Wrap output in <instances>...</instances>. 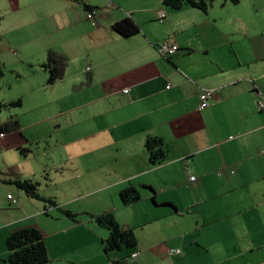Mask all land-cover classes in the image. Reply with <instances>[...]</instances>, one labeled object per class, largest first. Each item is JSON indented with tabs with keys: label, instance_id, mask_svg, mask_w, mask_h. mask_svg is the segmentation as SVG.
Listing matches in <instances>:
<instances>
[{
	"label": "crops",
	"instance_id": "0c3cea01",
	"mask_svg": "<svg viewBox=\"0 0 264 264\" xmlns=\"http://www.w3.org/2000/svg\"><path fill=\"white\" fill-rule=\"evenodd\" d=\"M4 3L11 5L10 23L23 25L31 10L18 11L22 7L17 0ZM113 3L122 12L108 21L97 6L89 10L94 19L88 18L87 10L93 26L94 21L101 23L97 35L112 30L122 36L112 25L125 17L134 19L140 32L122 36L129 38L127 42H103L107 59L102 62L87 54L91 64L73 75V82L80 78L81 85L56 100H85L78 105L88 107L87 117L71 129L79 141L91 138L93 157L88 164L108 170L99 190L110 189L113 202L108 205L104 195L97 201L99 212L68 209L77 217L60 212L68 220L55 227L37 223L49 252L47 264H224L220 257L236 264L241 259H246L245 264H264V107H259L264 101V31H256L249 38L251 44L233 47L239 41V36L237 40L229 36L235 26L220 32L221 26L203 24L202 12L206 14L213 4L207 11L185 6L182 9L190 8L176 13L162 0H133L124 8ZM35 5L30 2L29 7ZM79 7H64L59 16L62 46L57 50L68 56L70 64L89 49L75 18ZM17 11L18 17L13 14ZM222 36L224 45L233 48L222 44ZM195 38L207 39L211 45L195 46ZM164 42L176 43L180 49L163 57L158 48ZM203 89L215 92L210 106L200 110ZM19 121L20 130L1 134L2 141L24 129ZM61 124L53 129L57 138L67 127ZM51 133L45 132V137ZM150 136L167 146L168 157L161 164L150 161L146 148ZM129 186L138 188L141 198L126 205L120 192ZM8 200L11 207H19V201ZM25 205L30 210L28 199ZM55 208L44 202L35 213L47 215ZM19 210L27 213L23 207ZM107 212L120 226L134 231L136 246L105 253L103 241L110 231L94 216ZM6 226L8 222L0 225L5 240L18 229ZM175 249L180 252H172ZM134 253L138 256L132 257ZM8 256L6 244L0 243V264H10Z\"/></svg>",
	"mask_w": 264,
	"mask_h": 264
},
{
	"label": "rangeland",
	"instance_id": "374dc122",
	"mask_svg": "<svg viewBox=\"0 0 264 264\" xmlns=\"http://www.w3.org/2000/svg\"><path fill=\"white\" fill-rule=\"evenodd\" d=\"M4 1L6 0H0V15L5 18L0 21V62L4 65L5 73L0 86V99L6 103L21 99L22 105L4 108L1 119L6 121L14 116L21 120L25 127L20 133L9 134L5 141L0 139L1 178L17 176L31 179L37 184L41 196L58 200L60 206L65 209L75 212H99V197L107 195L108 205L113 202L110 189L99 190L105 185L109 172L104 167L89 166L88 163L92 162L89 157H93L89 144L91 138L79 141L71 129L74 123L79 125L83 122L82 118L87 117L88 107H79L78 104L85 101L80 98L68 99L65 102L56 100L69 88L73 89L74 85L80 84V78L73 82V75L77 70L89 66L91 57L97 55L98 58L95 59L99 62L107 59L103 56V42L116 44L115 39L129 41V38L119 36L112 30L102 31V34L97 35L95 29L101 26V23L97 20L94 21L96 26L92 25L87 19L84 3L97 6L104 20L108 21L122 12L120 9H114L112 2L124 8V5L130 6L133 0H17L22 7L18 11L31 10L23 25L10 23V12L7 10H11V5ZM30 2L36 3L33 6L36 10L29 7ZM39 4H50L51 7L41 8ZM77 5L80 7L75 11V18L79 21L81 33L89 49L80 54L81 58L73 59L71 64L69 63L65 78L49 85L48 74L42 64L46 62L47 53L51 48L57 50L62 46V33L59 31L61 10L64 7L74 9ZM18 11L13 13L16 17L20 16ZM178 11L180 10L175 12ZM202 14L203 24L209 28L217 29L221 26L222 32L230 25L235 26L229 36L236 40L239 36V41L232 45L233 47L247 42L251 44L249 38L253 37L256 31H264V0H239L236 4L228 0H215L208 12ZM222 41L224 45L223 36ZM205 44L211 45V42L195 38V46ZM121 46L123 44H119V48ZM44 119L46 120L42 124L37 122ZM31 122H34L33 126H30ZM58 122L67 125L60 138L53 134ZM49 131H52V135L45 137V132ZM41 136L42 139L37 138ZM8 194L20 202L19 207L10 206ZM28 197L15 183L0 180V225L8 222V230L29 225L37 226V223L55 227L68 220L56 208L47 215H38L35 212L44 208V202ZM27 199L31 202L30 210L25 205ZM20 207L27 209V213L21 212ZM0 243L5 246L4 237H0ZM232 249L233 247L230 250ZM220 258L225 261L224 264H236V261L227 262V259ZM245 261L246 259H241L239 263L245 264Z\"/></svg>",
	"mask_w": 264,
	"mask_h": 264
},
{
	"label": "trees",
	"instance_id": "16d2710c",
	"mask_svg": "<svg viewBox=\"0 0 264 264\" xmlns=\"http://www.w3.org/2000/svg\"><path fill=\"white\" fill-rule=\"evenodd\" d=\"M214 1L215 0H162L165 6H168L174 10H180L185 6H191L202 11H207ZM228 1L232 3L239 2V0ZM84 8L85 10H88L89 13H94L93 11L89 10L95 9L97 7L89 5L88 3H84ZM112 29L125 37H130L140 32V26L131 17H125L116 21L113 23ZM162 56L166 57L164 55ZM68 64L69 60L66 54L55 49H50L47 53L46 62L42 64V67L48 74L47 84H54L58 80L64 78ZM90 69L91 68L88 67L87 71ZM4 75V65L2 62H0V86ZM89 81L90 79L88 82ZM21 105V99L11 101L9 103L3 102L0 99V135H7L8 133L20 130L21 123L19 119L12 116L6 121H2L1 114L4 108ZM146 148L149 151L150 161L153 165L163 163L168 157V149L166 144L162 141V139L156 136H150L147 138ZM0 180L3 182L15 183L18 187L22 188L28 196L56 206L61 213L70 218L77 217V215L73 214L68 209L58 206L54 199L41 196V194L38 192L37 184L31 179L17 177L5 179L1 178L0 172ZM149 188L152 189V187ZM120 198L122 202L127 205L139 200L141 195L138 188L135 186H129L121 190ZM94 217L98 224L104 226L110 231L109 237L103 241L104 251L106 254L114 250L122 249L123 247L131 248L137 245V235L133 230L125 229L120 226L113 213L107 212ZM6 246L9 250V256L7 260L10 264H47L50 261L44 235L37 226L29 225L12 231L7 236Z\"/></svg>",
	"mask_w": 264,
	"mask_h": 264
},
{
	"label": "built area",
	"instance_id": "2783aa9c",
	"mask_svg": "<svg viewBox=\"0 0 264 264\" xmlns=\"http://www.w3.org/2000/svg\"><path fill=\"white\" fill-rule=\"evenodd\" d=\"M88 18L89 19H93L94 18V13H89L88 14ZM179 46L178 44L174 43L171 44L169 42H164L160 45V47L158 48V50L160 51V53L166 57H170L172 55H174L178 50H179ZM171 87V85H167L166 88L169 89ZM125 92H128V89H125ZM214 92L215 90L213 89H203L201 94H200V104H199V109L203 110L207 107L210 106V100L211 98L214 96ZM259 107L263 108L264 107V101L263 99L259 102ZM191 180H194L195 177L192 176L190 177ZM8 198L11 200V202L13 204L17 203V200L12 196V195H8ZM172 252L177 253L180 252L178 249L173 250ZM138 253H134L132 255V257H137Z\"/></svg>",
	"mask_w": 264,
	"mask_h": 264
}]
</instances>
